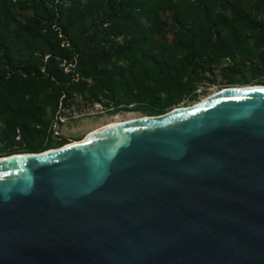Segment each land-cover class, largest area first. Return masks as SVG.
I'll use <instances>...</instances> for the list:
<instances>
[{
    "label": "water",
    "instance_id": "obj_1",
    "mask_svg": "<svg viewBox=\"0 0 264 264\" xmlns=\"http://www.w3.org/2000/svg\"><path fill=\"white\" fill-rule=\"evenodd\" d=\"M0 264H264V86L0 157Z\"/></svg>",
    "mask_w": 264,
    "mask_h": 264
},
{
    "label": "trees",
    "instance_id": "obj_2",
    "mask_svg": "<svg viewBox=\"0 0 264 264\" xmlns=\"http://www.w3.org/2000/svg\"><path fill=\"white\" fill-rule=\"evenodd\" d=\"M218 75L264 86V0H0V153L66 145L47 119L76 98L159 116Z\"/></svg>",
    "mask_w": 264,
    "mask_h": 264
},
{
    "label": "rangeland",
    "instance_id": "obj_3",
    "mask_svg": "<svg viewBox=\"0 0 264 264\" xmlns=\"http://www.w3.org/2000/svg\"><path fill=\"white\" fill-rule=\"evenodd\" d=\"M66 72L69 70L66 68ZM218 84L216 85H208L205 84L206 88L201 87V91H205V94L200 96L197 101L194 102H187L182 103L180 107H192L195 104L202 102L207 97L213 95L214 93L221 90L223 87H228L227 85L224 86L223 84L226 82V79L220 77L218 75ZM232 86V85H231ZM240 87L238 85H233ZM59 109V115L62 118L63 122L58 123V132L59 136L52 135V141H58L59 138L64 137L68 139V143L76 141H82L86 138L88 134L92 131L97 130L105 125H109L112 123H122L132 119H137L142 117V114L137 112H119L117 114L109 112L108 109H105L101 106V104L96 103L94 105H87L80 103L79 98L75 99L74 105L69 107V109H65L63 106ZM54 114H50L48 116V130L51 131L53 128V121L54 117L56 116L57 112ZM18 139V137L16 138ZM3 143L0 141V152L3 150ZM3 153H0V157H3Z\"/></svg>",
    "mask_w": 264,
    "mask_h": 264
},
{
    "label": "built area",
    "instance_id": "obj_4",
    "mask_svg": "<svg viewBox=\"0 0 264 264\" xmlns=\"http://www.w3.org/2000/svg\"><path fill=\"white\" fill-rule=\"evenodd\" d=\"M59 109H62V108L59 107ZM59 112L60 111H58L56 116L54 117L53 128L51 129L52 134L55 135V136H59V132H58V129H57L58 126H59L58 123H62L63 122L62 118L59 115Z\"/></svg>",
    "mask_w": 264,
    "mask_h": 264
},
{
    "label": "bare ground",
    "instance_id": "obj_5",
    "mask_svg": "<svg viewBox=\"0 0 264 264\" xmlns=\"http://www.w3.org/2000/svg\"><path fill=\"white\" fill-rule=\"evenodd\" d=\"M133 120V119H132ZM112 124H116V123H112ZM108 125H106V126H104V127H101V128H105V127H107ZM101 128H99V129H101ZM98 130V129H97Z\"/></svg>",
    "mask_w": 264,
    "mask_h": 264
}]
</instances>
